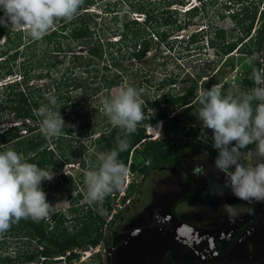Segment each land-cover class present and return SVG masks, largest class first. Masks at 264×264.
<instances>
[{
    "label": "trees",
    "instance_id": "1",
    "mask_svg": "<svg viewBox=\"0 0 264 264\" xmlns=\"http://www.w3.org/2000/svg\"><path fill=\"white\" fill-rule=\"evenodd\" d=\"M142 3L129 4L132 12L143 15L139 26L126 29L120 26L104 28L112 39L104 38V35L99 33L106 16L100 11L89 10L85 2L71 21L57 20L49 34L41 41H33L25 32L12 26L8 28L0 26V110L8 109L13 118V121L0 131V151L14 149L28 162L42 167L61 156L68 160L73 152H77V155L90 152V145L104 152H110L116 147L117 137L124 138V132L120 128L113 129L103 111L100 115L96 113L97 109L90 110L91 97L114 86L138 88L139 82L123 84L128 78H135L138 75L147 76L144 82H151L153 76L149 69L134 63L139 64L144 58L155 55L161 44H166L169 49L168 42L172 38L167 37L170 33L184 29L195 21L194 15L203 11L206 4L205 0H197L195 4L180 12L175 9L162 10L165 23L170 22V25L156 28L151 24V15ZM223 3L227 4V9L228 5L238 7L229 9L227 13L233 23V32L228 33V30L216 27L210 34L204 33L202 27L190 33L186 42H194L197 35L199 40L204 38L217 53L228 54L232 50L245 54L259 52L264 41V26L258 29L254 27V23L264 16V1L261 8L260 0H224ZM180 5L183 6L184 3L181 2ZM251 30L255 40L253 47L248 48L245 41L253 35ZM214 39L219 42H213ZM127 60L130 62L124 63ZM257 68L260 69V64L255 61L250 75L244 79L246 89L253 87L250 76ZM174 81L173 75L163 76L156 87L157 89L170 87ZM203 85L206 89L210 88L212 81L208 80ZM192 88L193 86H189L181 93H173L168 89L161 90L151 98H145L144 120L137 132L128 137L130 141L128 150L119 156V160L127 164L129 170L146 175L152 167L171 164L173 155L179 149L175 142L176 138L196 135L195 131L180 123L174 114L167 117L174 107L184 108L191 105ZM221 88L223 91L224 83ZM50 94L57 97L56 108L60 107V114L66 124L70 125L59 137L53 138H47L41 133L40 118L34 115V111L41 105L48 104L46 97ZM56 108L52 110L55 111ZM90 111L94 116H90ZM158 121H161L163 136L161 139H150L145 130ZM95 133L97 135L93 136ZM83 138L88 141L83 142ZM184 145L195 146L212 159L217 156L209 137L207 139L199 137L196 143ZM137 146L140 148L136 151L145 162L143 167H138L131 161L127 162L129 152L135 150ZM64 179V177L61 181L56 179L51 187H54L56 192L68 195V188H61L66 181ZM109 200L108 196L103 202L94 203V209L70 208L80 219V226L72 232L67 231L68 225L63 224V219L53 226L48 221L35 222L31 219H22L12 225L4 234L34 239L38 244L34 251L17 252L13 260L28 262L36 255L47 258L66 252L63 259L70 264V260L77 256L73 249L81 248L83 245L94 246L100 241L101 236L96 231L95 224L100 225L103 222L100 217L102 213L110 210Z\"/></svg>",
    "mask_w": 264,
    "mask_h": 264
},
{
    "label": "rangeland",
    "instance_id": "2",
    "mask_svg": "<svg viewBox=\"0 0 264 264\" xmlns=\"http://www.w3.org/2000/svg\"><path fill=\"white\" fill-rule=\"evenodd\" d=\"M224 0H205V8L203 11L194 15L191 24L184 29L174 30L167 38L170 46L159 45V51L155 55L148 56L138 63H134L140 67H146L152 74L151 82H144L147 76L138 75L135 78H128L123 82H139V87L136 88L140 93V99L151 98L154 94H158L161 90H170L173 93L184 92L189 86L192 88V101L189 107L177 106L171 109L167 114L169 118L172 114L177 116V120L184 124L186 128H191L196 132V135L179 136L176 138V144L179 149L173 155V161L168 165H160L152 167L146 175H142L138 171H131L128 168V175L125 178L123 188L119 191H114L109 195L110 210L101 214L100 225H96V231L100 236H104L108 231L109 224L117 214H119L123 204L130 200L132 202V209L138 210L153 198L154 195L173 191L176 194L188 195V198L175 205V211L182 212V210H190L194 212L202 206V199L200 198L202 190L208 183L216 181H225L224 173L215 167L214 160L208 157L202 150L195 146L184 147L185 143L194 144L201 139H211V130L204 129L195 116V112L200 105L197 102V97L201 91H205L204 82L211 80L212 85L216 84L222 86L224 83L223 92L225 94L240 95L250 89H246L244 79L247 78L253 68V63L258 61L260 69H264V41L260 47L259 52H252L251 54L239 53L235 50L228 54L217 53L216 50L209 46V43L202 38L199 40L197 35L194 37V42L187 43V36L196 32L198 29L204 27L202 30L212 34L216 27L228 30V33L233 32V23L227 16L229 9L238 8L237 5L223 3ZM255 1V0H254ZM259 1V0H258ZM260 0L259 8L262 2ZM89 10L100 11L106 16L103 22V27H100V34L104 38L112 39L108 35L105 27L114 28L120 26L121 28H129L131 26H139L143 15L141 13L132 12L129 9V4L136 2L142 3V6L149 11L151 15L152 25L156 28H164L170 25L166 24L163 18L162 10L175 9V11H182L184 8L190 7L197 2V0H88L84 1ZM184 5H180V3ZM227 9V10H226ZM180 16H177V20ZM197 20V21H196ZM172 24V23H171ZM173 26V24H172ZM264 26V16L259 18L254 23V27L258 29ZM251 30V34H252ZM151 35V34H150ZM253 35L245 41L247 47L252 48L254 43ZM168 41V40H167ZM219 42L214 39L213 42ZM154 47V44H151ZM153 51V49H152ZM154 52V51H153ZM130 60L124 61L129 63ZM173 75L175 78L174 84L170 87L157 89V83L163 76ZM120 86H114L109 90L96 94L90 99V110L97 109L98 114L102 115L103 104L108 98L115 95ZM90 116H94L91 113ZM93 118V117H92ZM98 118V116H97ZM94 120V119H93ZM97 120V119H96ZM13 121L12 115L8 109L0 110V131L5 129L9 123ZM95 121V120H94ZM160 124V129L157 127ZM163 127L161 121L147 127L145 133L149 135L150 139H161L163 136ZM97 135L95 133L93 136ZM83 138V142H87ZM213 144V142H212ZM252 146L245 153H242V162L245 164L253 163L254 158L251 155ZM135 150L128 154L127 162L131 161L138 167H143L145 162L141 160L140 155ZM216 150V149H215ZM59 154L60 152H56ZM66 153V152H65ZM108 152L98 151L93 145H90V152H82V155H77L73 152L69 155V159L54 158L50 162L43 165L41 168L53 171L54 178L51 181H44L41 185L43 191L47 194V200L53 205V213L51 219L47 220L53 226L63 219V224L68 225L67 231L72 232L80 226V219L77 213L70 208L80 207L82 210L94 209V203H89L86 196V185L84 183L85 174L94 170L99 163V158ZM83 160L82 162L80 161ZM127 167V164L125 165ZM201 167L203 172L197 174L195 169ZM66 180L61 188H68V195L62 192L54 191L52 183L58 179ZM77 192L79 196L76 197ZM46 221V222H47ZM73 224V226H72ZM113 225V224H112ZM38 248V244L34 239L18 238L16 235L0 234V264H67L63 259L66 252L54 254L47 258L41 255H36L31 261L20 262L13 260L17 252L27 250L34 251ZM102 248L98 242L94 246L83 245L81 248H75L76 257L70 260V264H103ZM76 250H79L77 252Z\"/></svg>",
    "mask_w": 264,
    "mask_h": 264
},
{
    "label": "clouds",
    "instance_id": "3",
    "mask_svg": "<svg viewBox=\"0 0 264 264\" xmlns=\"http://www.w3.org/2000/svg\"><path fill=\"white\" fill-rule=\"evenodd\" d=\"M84 0H0V26H12L41 41L57 20L71 21ZM250 79L253 87L239 96L225 94L213 84L197 97L199 109L194 113L204 129L211 130L217 151L214 164L224 173L225 183L239 200L264 202V69H254ZM133 86L120 88L103 104V113L113 129L120 128L124 138L117 137L116 147L99 158L98 166L85 174L89 203H101L112 192L123 188L128 169L119 160L129 148V139L144 120V101ZM48 104L34 111L40 118V131L47 138L59 137L67 125L58 99L50 94ZM51 106V107H50ZM56 108L55 111L52 109ZM160 129L161 125L157 124ZM254 146L253 163L242 162V151ZM203 172L201 167L195 169ZM54 178L53 171L28 162L14 149L0 151V234L9 231L22 219L35 222L51 219L53 205L41 185ZM218 190L222 188L218 186ZM230 219L239 215L238 208L224 204Z\"/></svg>",
    "mask_w": 264,
    "mask_h": 264
},
{
    "label": "flooded vegetation",
    "instance_id": "4",
    "mask_svg": "<svg viewBox=\"0 0 264 264\" xmlns=\"http://www.w3.org/2000/svg\"><path fill=\"white\" fill-rule=\"evenodd\" d=\"M224 183H208L194 212L175 211L188 195L173 191L135 211L127 200L99 241L103 264H264V202L239 200ZM224 204L239 215L230 219Z\"/></svg>",
    "mask_w": 264,
    "mask_h": 264
},
{
    "label": "built area",
    "instance_id": "5",
    "mask_svg": "<svg viewBox=\"0 0 264 264\" xmlns=\"http://www.w3.org/2000/svg\"><path fill=\"white\" fill-rule=\"evenodd\" d=\"M77 252H79V250H76Z\"/></svg>",
    "mask_w": 264,
    "mask_h": 264
}]
</instances>
